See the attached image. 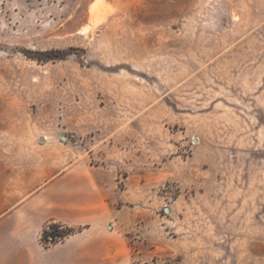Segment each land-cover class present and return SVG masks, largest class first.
Wrapping results in <instances>:
<instances>
[{"label":"rangeland","instance_id":"1","mask_svg":"<svg viewBox=\"0 0 264 264\" xmlns=\"http://www.w3.org/2000/svg\"><path fill=\"white\" fill-rule=\"evenodd\" d=\"M0 124L100 180L127 264H264V0H0Z\"/></svg>","mask_w":264,"mask_h":264},{"label":"crops","instance_id":"2","mask_svg":"<svg viewBox=\"0 0 264 264\" xmlns=\"http://www.w3.org/2000/svg\"><path fill=\"white\" fill-rule=\"evenodd\" d=\"M13 130L0 124L7 147L0 151V264H127V242L109 228L116 213L100 180L84 168L56 173L45 155L15 153ZM51 224L78 231L43 247Z\"/></svg>","mask_w":264,"mask_h":264},{"label":"built area","instance_id":"3","mask_svg":"<svg viewBox=\"0 0 264 264\" xmlns=\"http://www.w3.org/2000/svg\"><path fill=\"white\" fill-rule=\"evenodd\" d=\"M63 228L59 227L55 232L50 228H47L42 236V241L40 242L43 247H48L52 244L61 242L64 238Z\"/></svg>","mask_w":264,"mask_h":264},{"label":"trees","instance_id":"4","mask_svg":"<svg viewBox=\"0 0 264 264\" xmlns=\"http://www.w3.org/2000/svg\"><path fill=\"white\" fill-rule=\"evenodd\" d=\"M56 231V230H55ZM54 231V232H55ZM78 231V230H77ZM77 231H75V232H73V231H71L70 229L65 233V232H63V235H64V237L65 236H67V235H72V234H74V233H76Z\"/></svg>","mask_w":264,"mask_h":264},{"label":"bare ground","instance_id":"5","mask_svg":"<svg viewBox=\"0 0 264 264\" xmlns=\"http://www.w3.org/2000/svg\"><path fill=\"white\" fill-rule=\"evenodd\" d=\"M93 13V12H92ZM98 13V12H97ZM101 16V15H100Z\"/></svg>","mask_w":264,"mask_h":264}]
</instances>
